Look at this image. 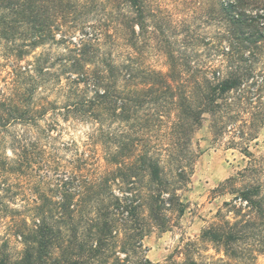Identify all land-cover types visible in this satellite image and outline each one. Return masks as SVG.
I'll list each match as a JSON object with an SVG mask.
<instances>
[{"label":"trees","instance_id":"trees-1","mask_svg":"<svg viewBox=\"0 0 264 264\" xmlns=\"http://www.w3.org/2000/svg\"><path fill=\"white\" fill-rule=\"evenodd\" d=\"M215 4L209 60L206 39L178 40L149 26V0H0V47L10 68L0 91V178H37L29 221L11 216L9 235L21 250L0 252V264H153L142 240L183 216L180 192L205 115L216 136L231 118L232 94L260 99L264 88V0ZM151 44L165 72L146 62ZM43 46L57 53L31 56ZM70 119L93 125L88 145L102 147V171L87 169L89 149L75 154L72 171L58 162L61 121ZM257 196L241 190L239 203L225 202L186 248L210 243L228 264H254L264 254Z\"/></svg>","mask_w":264,"mask_h":264},{"label":"rangeland","instance_id":"rangeland-1","mask_svg":"<svg viewBox=\"0 0 264 264\" xmlns=\"http://www.w3.org/2000/svg\"><path fill=\"white\" fill-rule=\"evenodd\" d=\"M148 8L151 14L149 26L161 25L166 36L176 34L178 40L186 35L198 40L197 42L202 38L206 39L208 45L205 47V54L209 60L214 59L213 42L218 33L214 20L215 0H149ZM190 47L203 52V48L195 45ZM43 52H48L52 58L57 53V48L43 46L37 48L31 56ZM148 52L145 55L146 62L156 70L165 72L166 63L162 51L151 44ZM4 54V49L0 47V91L5 87L10 72L9 62ZM259 65L264 66V51ZM39 96L54 99L55 94L53 91ZM232 100V112L229 113L231 118L227 121L226 128L219 129L215 136L210 128L211 118L206 114L193 135V150L198 158L189 184L180 192L186 209L177 226L166 232L153 229L142 240L146 258L153 264H191V260L195 264H228L229 261L210 243L198 242L187 248L185 245L198 241L202 230L215 220L217 211L223 209L225 202L238 204L239 199L236 197L241 190H248L252 195L257 192L258 196L252 200H260L264 213V88L260 99L256 96L238 99L236 94H232ZM61 123L63 130L56 144H60L58 147L61 150L55 154L60 165L72 171L75 154L78 152L87 155L89 149L92 151L89 155H93V159L88 162L87 169L99 167L102 171L105 165L102 147L100 144L88 145L93 125L71 119ZM72 142V146L67 145ZM63 143L66 145L65 149L62 148ZM27 179L0 178V252L15 255L21 250L18 240L9 234L12 227L11 216L29 221L26 216L31 212L32 206L27 201L34 193L33 185L37 178H31L30 182ZM244 211L249 212L251 217L256 216L254 210ZM254 223L257 239L263 243L264 219L257 218ZM254 264H264V254L259 255Z\"/></svg>","mask_w":264,"mask_h":264}]
</instances>
